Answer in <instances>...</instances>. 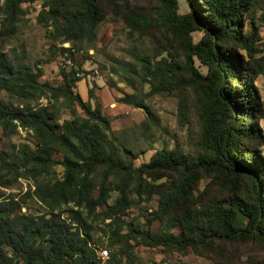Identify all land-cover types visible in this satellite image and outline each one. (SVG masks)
<instances>
[{"label": "trees", "instance_id": "obj_1", "mask_svg": "<svg viewBox=\"0 0 264 264\" xmlns=\"http://www.w3.org/2000/svg\"><path fill=\"white\" fill-rule=\"evenodd\" d=\"M33 1L0 0V38L14 33L24 13L22 5ZM44 1V12L62 42L71 41L74 45L81 38L94 39V30L104 15L99 0ZM258 1L188 0L191 11L179 14L177 0H159L155 20L139 7L130 9L124 20L130 30L154 25L170 33L172 46L176 45L172 56L154 63L140 56L143 75L152 92L179 91L188 86L194 89L202 145L211 153L209 160H192L175 141L172 149L158 150L149 162L135 167L133 159L139 152L118 147L110 118L102 113L100 104H91L74 92L83 78L79 66L60 68L62 83L52 85L40 80L44 69L38 61L33 65L15 64L0 50V90L18 102L0 97V127L3 133H11L17 127L32 132V145L19 144L8 152L0 151V264H99L91 242L93 225L89 217L97 204L105 202L106 178L114 177L112 183L119 196L110 206L113 213H103L105 219L124 212L128 207L126 191L133 185L139 187L142 173L156 179L162 171L178 173L160 201V208L173 211L166 218L171 224L155 233L148 227H130L144 244L180 252L189 247L196 254L205 255L218 242H241L253 237L264 240V156L258 149L261 136L256 121L252 126L247 123L264 109V98L261 100L248 66L235 51L240 47L250 57L260 52L264 58V47L255 48L259 34L254 20L248 34L243 32L242 24V13L249 12ZM197 30L204 34L194 43L191 33ZM70 48L59 47L64 63L66 59L74 62ZM195 58L207 67L205 74L195 67ZM237 60L242 70L237 68ZM255 70L264 78V62ZM41 98L47 104H38ZM59 101H65L70 118L61 119L56 107ZM118 101L143 111L141 126H158L151 108L132 94H125ZM77 108L83 115L77 113ZM179 113L186 116L185 104L180 103ZM54 152L61 159H54ZM55 165L61 166L60 177L51 176ZM98 171L100 177L95 181ZM229 173L248 175L254 203L244 201L236 193L206 199L211 185H217V180ZM205 174L212 176L200 190L197 186ZM20 177L31 180L32 189L18 196L6 194L4 189ZM96 189L99 193L94 198ZM27 198L39 202L43 211L19 213L18 207ZM65 206L67 209L63 210ZM107 225L106 245L110 260H114L115 245L126 240L117 227L112 228L113 222ZM174 225H178L176 232L170 230ZM127 248L125 254L132 257L133 252Z\"/></svg>", "mask_w": 264, "mask_h": 264}, {"label": "rangeland", "instance_id": "obj_2", "mask_svg": "<svg viewBox=\"0 0 264 264\" xmlns=\"http://www.w3.org/2000/svg\"><path fill=\"white\" fill-rule=\"evenodd\" d=\"M44 2V0H35L31 3H24L22 5L24 13L19 17L14 33L4 39L0 38V50L11 62L33 65L38 61L44 69L40 80L47 81L52 85L62 83L60 68H70L71 65H74L75 68L79 66L83 78L77 82L73 89L74 92L78 93L83 100H90L91 104L96 102L100 104L102 113L110 118L112 134L116 138L118 147L139 152L137 158L133 159L135 167L149 162L151 156L158 150L172 149L175 141L183 153L192 160L197 158L209 160L211 158V153L202 145L201 121L199 109L196 107L194 89L188 86L179 91L152 92L150 84L145 81L143 75L139 61L140 56H146L152 63L172 56L176 45L172 46L170 33L164 28L154 25L134 31L130 30L124 22L133 7L141 8L143 12L153 18L152 20H155L160 7L159 0H99L104 15L94 30V39L81 38L76 40L74 45L71 41L62 42V37L57 36V32L51 25V19L44 12L47 10ZM191 9L188 0H177L179 14L188 13ZM1 18L0 12V21ZM242 20L243 32L247 34L251 30V20H254L259 34V38L255 41V48H263L264 0H259L249 12L242 13ZM203 34L202 30L192 32V41L198 42ZM60 46L72 47L74 62L71 59V64L68 66L65 65V59L60 54ZM235 51L248 66L250 79L262 100L264 98V78L262 75L256 74L255 68L259 63L264 62L263 53L257 52L253 57H250L240 47H236ZM194 65L200 73L207 72V67L197 58L194 59ZM236 65L239 70H242L238 60ZM125 94H132L136 100H141L149 106L158 121V126H141L140 124L144 120L143 111L118 101ZM0 97L14 104L18 103L3 90H0ZM64 102L59 101L56 104L61 113V119L71 117ZM37 103L47 104V100L41 98ZM180 103L186 106V116L184 117L179 113ZM77 113L83 115L78 108ZM247 120L250 126L256 121L259 129L258 134L261 136L258 149L264 156V109H260L254 115L253 121ZM247 142L253 146V142ZM19 144L32 145L31 130L17 127L11 133H3L0 127V151L8 152L13 146ZM52 156L54 159H61V155L56 152ZM54 170L51 176L60 177L61 166L55 165ZM99 175L100 171L95 173V181L99 180ZM157 176L158 178L153 179L146 173H142L138 179L139 187L133 185L126 191L128 207L124 209V212L118 211L112 218L105 219L103 213H113L110 206L119 196V191L112 183L114 177L106 178L108 186L105 202L97 204L94 214L89 217V221L93 225L91 228L92 246L96 251L100 248L101 250L106 249L108 253V259L102 261V264H264V240L257 237L241 242H218L205 255L196 254L189 247L180 252L164 246L144 244L139 235L130 231V227L138 229L148 227L150 232L155 233L166 228L169 223L171 224L166 218L173 211L171 209L165 211L160 208V201L162 194L178 177V173L162 171ZM210 176L212 174H205L197 188L200 190L204 188L210 182ZM261 181L264 184L263 178ZM133 184H136V181ZM259 185L262 190L260 179ZM29 188L32 189V181L20 177L4 191L8 195L18 196ZM98 193L96 189L94 198ZM232 193H236L248 203H254L252 181L246 174L229 173L227 176H222L217 180V185H211L206 199L211 200ZM65 209H67L66 206L63 207V210ZM17 211L38 214L43 211V207L34 198H27ZM64 215L66 214L64 213ZM95 215L98 216L95 217ZM109 222H113L112 228L117 227L126 240V243L115 245L117 254L114 260H110V249L106 245L107 239L104 234V231L109 230L107 225ZM170 230L176 232L178 225L170 227ZM127 245H129L128 248ZM121 248L124 249L122 253L118 251ZM126 248L133 252L132 257L125 254Z\"/></svg>", "mask_w": 264, "mask_h": 264}, {"label": "built area", "instance_id": "obj_3", "mask_svg": "<svg viewBox=\"0 0 264 264\" xmlns=\"http://www.w3.org/2000/svg\"><path fill=\"white\" fill-rule=\"evenodd\" d=\"M65 44H68V43H65ZM66 48H69V46H67ZM70 50L72 51V48H70ZM65 63H66L65 65H67V66H68V64H71L70 59H66ZM97 257L99 259L98 263L102 264V261H105L108 259V253L107 252H101V249L99 248L97 250Z\"/></svg>", "mask_w": 264, "mask_h": 264}, {"label": "bare ground", "instance_id": "obj_4", "mask_svg": "<svg viewBox=\"0 0 264 264\" xmlns=\"http://www.w3.org/2000/svg\"><path fill=\"white\" fill-rule=\"evenodd\" d=\"M101 252H107V250L106 249H103V250H101ZM96 253H97V251H96Z\"/></svg>", "mask_w": 264, "mask_h": 264}]
</instances>
